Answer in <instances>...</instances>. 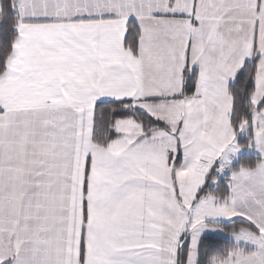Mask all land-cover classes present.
<instances>
[{
	"label": "snow or ice",
	"instance_id": "obj_1",
	"mask_svg": "<svg viewBox=\"0 0 264 264\" xmlns=\"http://www.w3.org/2000/svg\"><path fill=\"white\" fill-rule=\"evenodd\" d=\"M0 264H264V0H0Z\"/></svg>",
	"mask_w": 264,
	"mask_h": 264
}]
</instances>
